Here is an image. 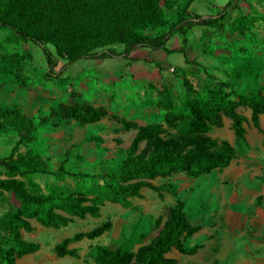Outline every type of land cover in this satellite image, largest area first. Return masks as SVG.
Here are the masks:
<instances>
[{
  "label": "rangeland",
  "instance_id": "rangeland-1",
  "mask_svg": "<svg viewBox=\"0 0 264 264\" xmlns=\"http://www.w3.org/2000/svg\"><path fill=\"white\" fill-rule=\"evenodd\" d=\"M189 1H173L168 10L170 23L175 22L177 14L187 6L188 12L215 16L224 7L207 11L201 6H217L230 0H193L190 5ZM243 1L246 3H238L239 10L228 11L214 27L196 28L186 37H171L167 47L177 50L180 56L173 54L159 60V52L139 48L130 57L141 58L140 62L133 61L130 67L121 61L124 58L116 62L91 60V65L81 61L74 65L80 70L67 68L58 78H45L46 62L38 47L22 43L9 29L0 28V65L7 70L5 74L0 73V107L18 105L37 125L33 142L25 145L17 143L13 131L0 132V158H34L42 171L14 178L23 182L30 192L46 194L59 189L87 193L90 199L92 189L101 185L102 178L120 165L136 133L135 128L148 123L165 125L164 111L156 104L167 98L176 105L182 104L186 98L184 80L198 94L217 81H228L238 87L242 85L240 81L230 79L229 75L235 67L246 64L249 72L258 76L264 94V0ZM240 15L248 18V29L243 34L231 25ZM13 55L19 57L4 58ZM182 56L186 57L185 63H180ZM143 61H156L158 65ZM91 70L98 73L95 75ZM72 105L103 108L106 116L97 123L79 126L63 116L62 107ZM238 111L244 114L246 109L238 108ZM42 120L45 122L41 123ZM123 122L133 128L126 129ZM225 130L221 120V127L212 128L209 136L229 141L238 151L227 167L199 176L178 173L157 178L152 183L159 192L143 190L139 197L130 198L126 207L105 203L98 217H73L58 229L31 221L33 230L21 231L22 239L38 243L40 248L18 259L16 264H94L90 254L95 246L115 249L130 236L136 238L135 242L142 236V244H146L158 231L156 220L167 219L168 207L176 199L184 201L190 223L202 229L195 234V240L187 243L199 248L197 254L177 255L178 263L264 264L262 138L253 145L242 144L239 151L231 129L228 127V133ZM95 136L100 138L99 143L88 139ZM60 167L72 175L58 173ZM6 178L0 169V179ZM1 198L18 205L13 196L5 192H0ZM5 212L0 206V222ZM101 223L110 225L102 236L68 245L69 249L76 250L75 257L55 254V246L63 240L88 232ZM140 245L135 244L133 250Z\"/></svg>",
  "mask_w": 264,
  "mask_h": 264
},
{
  "label": "trees",
  "instance_id": "trees-1",
  "mask_svg": "<svg viewBox=\"0 0 264 264\" xmlns=\"http://www.w3.org/2000/svg\"><path fill=\"white\" fill-rule=\"evenodd\" d=\"M173 1L0 0V28L9 29L22 43L38 47L46 62L45 78H58L69 66L82 60L124 58L135 61L130 55L139 48L162 51L167 55L178 53L167 48L171 37H186L196 28L214 27L228 11L240 9L239 0H230L215 16L203 17L188 12L187 6L177 14L176 21L170 23L168 10ZM247 20L246 16L240 15L231 25L243 34L248 29ZM186 41L184 38L183 42ZM11 57L19 56H4L6 59ZM60 62L63 65L56 71ZM6 71L0 65V73ZM15 78L20 81L17 75ZM229 78L242 85L236 87L228 81H217L198 94L184 80L186 98L181 105L174 104L169 98L158 102L156 107L164 111L165 125L148 123L135 128L136 133L120 165L102 178L101 185L92 189L90 199L87 193L59 189L46 194L30 192L14 177L42 172L35 159L24 156L16 160L0 158V169L7 176L0 179V192L13 196L18 204L15 206L5 198L0 199V206L6 209L0 222V264H16L18 259L39 250L38 243L22 239L21 231L33 230L31 221L58 229L66 226L73 217H98L106 202L126 205L144 188L159 191L150 182L156 178L177 173L199 176L227 167L238 151L227 141L211 138L210 130L221 127L223 117L229 119L235 144L241 151V145H246L243 124L247 120L237 109L248 108L250 121L260 132L259 117L264 116V94L258 76L252 75L244 64L235 67ZM62 110L66 119L81 126L97 123L106 116L103 108L91 105L64 106ZM123 125L126 129L133 128L126 122ZM7 130L16 134L18 144L25 145L33 142L37 125L18 105H10L0 107V132ZM88 139L100 142L97 136ZM262 145L264 148V141ZM60 172L72 175L62 167L58 169ZM183 208L180 200L169 207L167 219L164 222L161 218L156 220L158 232L147 244H142V236L138 242L130 236L115 249L95 246L90 254L94 264H179L166 254L172 250L186 255L196 253L197 246L186 248L184 243L200 230L190 224ZM109 229L108 223H101L88 232L76 233L56 245L55 254L75 257L77 252L68 248L70 243L94 240ZM137 243L141 245L133 250Z\"/></svg>",
  "mask_w": 264,
  "mask_h": 264
},
{
  "label": "crops",
  "instance_id": "crops-1",
  "mask_svg": "<svg viewBox=\"0 0 264 264\" xmlns=\"http://www.w3.org/2000/svg\"><path fill=\"white\" fill-rule=\"evenodd\" d=\"M197 1H199V0H197ZM194 2V1H193ZM226 2V1H225ZM222 3V4H220V5H217L216 6V4H211V5H206V6H201V7H203L205 10H207L208 11V9L209 8H212V7H214V8H220V9H222L223 7H225V5L227 4V3ZM241 2H243V3H246V1H243V0H239V3H241ZM224 4V5H223ZM206 16H209V15H205V16H203V17H206ZM199 28H204V27H199ZM177 39L178 40H180L181 41V39H180V37H177ZM168 48V47H167ZM146 50H149V49H146ZM151 52H159V54H158V59L159 60H163L164 58L166 59V58H168L169 57V55H167L166 53H164V52H162V51H151ZM163 53V54H162ZM176 56H180L179 54V52L178 53H174ZM164 55V56H163ZM171 56H174L173 54H170ZM131 58V57H130ZM146 58V57H145ZM133 59H136V58H134L133 57ZM141 59V58H140ZM140 59H136L138 62H140ZM147 59V58H146ZM157 59V60H158ZM135 60V61H136ZM185 60H186V57L185 56H182V58H180V63L182 62V63H185ZM87 62L89 65H91V61H85V60H82V62ZM112 61H115L116 62V59L115 60H112ZM122 62H126L128 65H129V67H130V65L132 64V60H121ZM134 61V62H135ZM136 61V62H137ZM79 62H81V61H78V62H76V63H74V64H72L71 66H69L68 68H70V69H72L71 67H74L73 68V70H80V68H77V67H75L74 65H76V64H78ZM156 62V61H155ZM143 63H146V64H152V62L150 63V62H145V61H143ZM157 63V62H156ZM179 63V65H181ZM63 64H60V66H59V68L62 66ZM156 66V65H155ZM59 68H58V70H59ZM58 70H56V71H58ZM94 70H91V73L93 72ZM97 71V72H96ZM98 73V70H95L94 71V74L96 75ZM63 75V74H62ZM99 75V74H98ZM239 108H243V107H239ZM246 109V112H244V114H242V113H240L239 111H238V109H237V112L238 113H240V114H242L245 118H246V122L243 124V127L245 128V144H246V146H247V144L248 145H250V144H252L253 145V142L254 143H257L261 138H262V144H263V141H264V116H260L259 117V127H260V130H261V132L260 131H258L253 125H252V123H251V121H250V116H251V112H250V110L248 109V108H245ZM225 119V120H224ZM222 122H223V125L225 126V128H226V132L228 133V127L231 129V121L229 120V119H227V118H225V117H223V119H222ZM247 124H249V126L247 125ZM79 125V124H78ZM79 126H81V125H79ZM231 131H232V129H231ZM232 134H233V131H232ZM233 137H234V134H233ZM212 138V137H211ZM214 139V138H213ZM216 140V139H215ZM228 143H230L229 141H227ZM262 148H263V145H262ZM264 149V148H263ZM178 174V173H177ZM233 177H235V175L233 176ZM157 179V178H156ZM155 180V179H154ZM154 180H152V181H150L151 182V184L153 185V181ZM154 186V185H153ZM155 187V186H154ZM157 188V187H156ZM159 189V188H158ZM143 190H150V191H153V192H159L160 191V189H159V191H155V190H151V189H148V188H144V189H142L141 191H140V193L139 194H141L142 193V191ZM243 191H246V189H244ZM139 197V196H138ZM178 200H180V201H182L181 199H176L175 201H174V203H173V205L176 203V201H178ZM183 202V204H184V208H183V210H184V212H185V214H186V216H187V212L185 211V203H184V201H182ZM106 203H110V202H106ZM105 204V203H104ZM114 204H116V203H114ZM128 204H129V201H128ZM128 204H126V205H121V204H119V205H121V206H128ZM172 205V206H173ZM171 207V206H170ZM169 208V207H168ZM101 209V208H100ZM239 218V217H238ZM237 218V219H238ZM187 219H188V216H187ZM188 221H189V219H188ZM190 222V221H189ZM191 225H193V226H197L196 225V223L195 224H193L192 222L190 223ZM199 227V226H198ZM157 229V228H156ZM158 230V229H157ZM202 229H200L198 232H200ZM158 232V231H157ZM197 232V233H198ZM197 233H195V234H197ZM157 234V233H156ZM155 234V235H156ZM195 234L192 236V237H190V238H188L187 240H185V243H184V245H185V247L186 248H192V247H195L196 245H190V246H188V242L189 243H191L193 240H195V238H194V236H195ZM154 235V236H155ZM153 236V237H154ZM152 237V238H153ZM151 238V239H152ZM147 244V243H146ZM199 249V248H198ZM197 252H198V250H197ZM197 252L196 253H194V254H192V255H186V254H180L179 252H177L176 250H172L171 252H169L168 254H166V257L167 258H172V259H175L176 260V256L177 255H180V256H195L196 254H197ZM179 264H180V262H179Z\"/></svg>",
  "mask_w": 264,
  "mask_h": 264
},
{
  "label": "built area",
  "instance_id": "built-area-1",
  "mask_svg": "<svg viewBox=\"0 0 264 264\" xmlns=\"http://www.w3.org/2000/svg\"><path fill=\"white\" fill-rule=\"evenodd\" d=\"M171 72L173 71V69L170 70Z\"/></svg>",
  "mask_w": 264,
  "mask_h": 264
}]
</instances>
